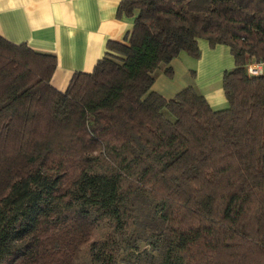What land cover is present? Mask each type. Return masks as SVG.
<instances>
[{
    "label": "trees",
    "instance_id": "trees-1",
    "mask_svg": "<svg viewBox=\"0 0 264 264\" xmlns=\"http://www.w3.org/2000/svg\"><path fill=\"white\" fill-rule=\"evenodd\" d=\"M91 71L0 35V264H264V0H120ZM228 46L224 108L153 90Z\"/></svg>",
    "mask_w": 264,
    "mask_h": 264
},
{
    "label": "crops",
    "instance_id": "crops-1",
    "mask_svg": "<svg viewBox=\"0 0 264 264\" xmlns=\"http://www.w3.org/2000/svg\"><path fill=\"white\" fill-rule=\"evenodd\" d=\"M119 2L0 0V35L11 42L26 43L35 50L54 54L56 67L51 83L63 90L75 71L92 70L107 40H122L131 28L132 17L116 14ZM198 45L200 56L192 57L196 60L191 61L185 52L179 53L170 62L173 75L168 77L159 70L152 88L169 98L183 87L193 85L213 109L224 108L227 101L222 73L232 67L233 57L226 45L210 47L205 39H199Z\"/></svg>",
    "mask_w": 264,
    "mask_h": 264
},
{
    "label": "built area",
    "instance_id": "built-area-1",
    "mask_svg": "<svg viewBox=\"0 0 264 264\" xmlns=\"http://www.w3.org/2000/svg\"><path fill=\"white\" fill-rule=\"evenodd\" d=\"M245 71L249 76L264 74V59L249 60L245 64Z\"/></svg>",
    "mask_w": 264,
    "mask_h": 264
},
{
    "label": "rangeland",
    "instance_id": "rangeland-1",
    "mask_svg": "<svg viewBox=\"0 0 264 264\" xmlns=\"http://www.w3.org/2000/svg\"><path fill=\"white\" fill-rule=\"evenodd\" d=\"M185 56V55H184ZM188 56V55H187ZM190 60L193 61V60H196V59H193L192 57H190ZM195 62V61H194ZM187 64V63H186ZM188 65V64H187ZM164 66V64H160V66L155 70L154 72V79L156 80L158 75H159V70H162L161 68ZM194 69V68H193Z\"/></svg>",
    "mask_w": 264,
    "mask_h": 264
}]
</instances>
